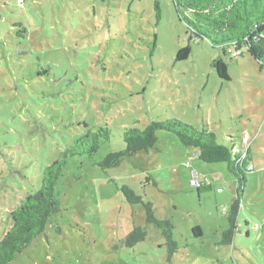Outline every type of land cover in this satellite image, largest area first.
I'll return each instance as SVG.
<instances>
[{
	"label": "rangeland",
	"instance_id": "obj_1",
	"mask_svg": "<svg viewBox=\"0 0 264 264\" xmlns=\"http://www.w3.org/2000/svg\"><path fill=\"white\" fill-rule=\"evenodd\" d=\"M17 4L0 0V150L8 157L0 159V238L4 213L38 189L41 170L86 129L111 130L95 162L124 149L123 129L172 119L249 149L251 160L226 245L237 186L226 163L199 161L197 150L163 131L153 149L106 172L72 157L56 189L61 212L9 264H264V63L190 38L172 0H159L158 18L155 0ZM186 47L188 58L176 61ZM215 59L229 81L217 77ZM123 187L173 223V256ZM197 226L201 237L193 235ZM135 227L147 236L127 248Z\"/></svg>",
	"mask_w": 264,
	"mask_h": 264
},
{
	"label": "trees",
	"instance_id": "obj_2",
	"mask_svg": "<svg viewBox=\"0 0 264 264\" xmlns=\"http://www.w3.org/2000/svg\"><path fill=\"white\" fill-rule=\"evenodd\" d=\"M172 3L179 20L186 24L190 38L206 39L214 47H221L224 56L227 53L231 54L232 49L238 54L240 51L242 55L243 50L254 60L261 64L264 63V0H172ZM154 8L158 18L159 0H155ZM189 53V47L182 49L178 52L176 61L186 60ZM211 66L215 69L219 79L229 81L227 67L222 59H215ZM159 131L172 133L177 136L181 145L197 150L198 160L203 163L227 164L228 171L237 182L236 197L228 212L229 229L222 233L221 240V244L230 245L244 194L245 173L248 171V163L251 160L249 149L243 152L232 142L230 147L220 145L215 134L208 130H198L191 125L172 119L166 122H152L143 130L123 129L121 137L124 149L108 153L100 162H95L94 159L101 145L110 140L111 130L108 127H99L95 131L86 129L83 135L70 143L54 161L41 170L40 179L36 180L38 189L35 190L33 187L23 198L19 199L12 210L4 213L1 221L7 228L0 238V264H9L23 253L38 236L44 233L48 223L61 212V202L56 189L70 158H86L92 166L106 172L119 167L126 157L153 149L157 143L156 134ZM235 148L239 150V153L234 154ZM6 158L8 157L0 150V159ZM8 161L10 160L6 162ZM16 166H12L13 169H19ZM121 191L129 204H141L144 207L146 224L160 231L166 240L168 255L173 256L178 250L173 238V223L169 220L155 218L152 205L144 203L142 198L136 196L127 187H123ZM193 235L194 237L202 236L198 226L193 229ZM146 236L145 231L135 227L126 236L125 247H134L137 243L144 241Z\"/></svg>",
	"mask_w": 264,
	"mask_h": 264
},
{
	"label": "built area",
	"instance_id": "obj_3",
	"mask_svg": "<svg viewBox=\"0 0 264 264\" xmlns=\"http://www.w3.org/2000/svg\"><path fill=\"white\" fill-rule=\"evenodd\" d=\"M17 2H18V3H21V0H18ZM246 139H247V138L244 137V138H243V141L246 140ZM233 152H234V154H237V153H239V150H238L237 148H235V149L233 150Z\"/></svg>",
	"mask_w": 264,
	"mask_h": 264
}]
</instances>
